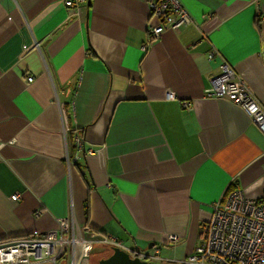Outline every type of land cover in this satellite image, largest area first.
I'll use <instances>...</instances> for the list:
<instances>
[{
    "label": "crops",
    "instance_id": "0c3cea01",
    "mask_svg": "<svg viewBox=\"0 0 264 264\" xmlns=\"http://www.w3.org/2000/svg\"><path fill=\"white\" fill-rule=\"evenodd\" d=\"M65 1L0 0V244L69 217L178 264L228 190L264 196V132L206 95L226 61L264 107V0H180L156 40L151 0Z\"/></svg>",
    "mask_w": 264,
    "mask_h": 264
},
{
    "label": "built area",
    "instance_id": "2783aa9c",
    "mask_svg": "<svg viewBox=\"0 0 264 264\" xmlns=\"http://www.w3.org/2000/svg\"><path fill=\"white\" fill-rule=\"evenodd\" d=\"M81 1L65 3L73 7ZM150 8L152 22L148 32L152 40L160 38L168 28L179 29L191 22L180 0H151ZM259 12H264V6ZM28 79L31 81L33 77ZM206 95L237 103L264 132L263 105L228 62L224 61L219 73L211 78ZM173 96L172 92L167 94L168 98ZM76 144L82 146L83 141L76 137ZM19 197L18 193L12 195L15 200ZM56 222L55 229L35 230L31 237L0 244V264H88V251L96 243L121 247L144 260H164L158 249L146 253L127 248L121 240L109 235L96 237L89 225H78L69 217H58ZM169 240L175 242L177 235H169ZM178 264H264V196L249 198L240 189L228 190L202 225L201 242Z\"/></svg>",
    "mask_w": 264,
    "mask_h": 264
},
{
    "label": "water",
    "instance_id": "95a60500",
    "mask_svg": "<svg viewBox=\"0 0 264 264\" xmlns=\"http://www.w3.org/2000/svg\"><path fill=\"white\" fill-rule=\"evenodd\" d=\"M150 248V247H149ZM135 249H138L135 247ZM111 254L102 259L99 264H162L155 261L141 259L138 256L132 255L121 247H112Z\"/></svg>",
    "mask_w": 264,
    "mask_h": 264
},
{
    "label": "rangeland",
    "instance_id": "374dc122",
    "mask_svg": "<svg viewBox=\"0 0 264 264\" xmlns=\"http://www.w3.org/2000/svg\"><path fill=\"white\" fill-rule=\"evenodd\" d=\"M143 250H147V251H144V252H146V253H149L150 252V249H143ZM142 251V250H141ZM149 251V252H148ZM156 262H158V261H156ZM165 264V263H164ZM169 264V263H168Z\"/></svg>",
    "mask_w": 264,
    "mask_h": 264
}]
</instances>
